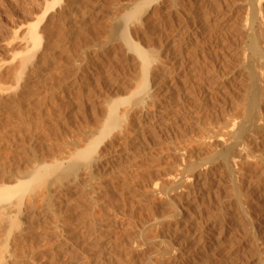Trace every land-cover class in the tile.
Returning <instances> with one entry per match:
<instances>
[{
    "label": "bare ground",
    "instance_id": "1",
    "mask_svg": "<svg viewBox=\"0 0 264 264\" xmlns=\"http://www.w3.org/2000/svg\"><path fill=\"white\" fill-rule=\"evenodd\" d=\"M217 1L135 0L121 3V5H117L118 1L117 4L114 2L117 5L114 9L120 12L118 14L115 12V16L111 17L104 40L100 42L101 37H98L100 39L98 40L92 30L97 40L94 41L92 38L93 42L86 41V44L90 42L88 45L78 44L79 39H85L86 28L84 31V25L80 27L76 21L73 22V17L80 12L83 13L81 16L85 15L86 8L91 1L48 0L42 7L43 9L41 8L42 11L38 12L39 14L30 15L29 18L34 21L29 23L27 21L25 24L23 33L25 35L21 38L23 39L22 49L11 54L13 60L17 58V61L14 60L16 66L11 65L12 59L7 63L9 64L7 73L14 80L12 81L14 85L11 89L9 88L12 91L10 94L8 92L9 97H6L8 100H3L5 105L19 106L22 100L37 94V86L43 81V99L41 101L37 97L39 99L36 100V106L42 108L43 105L44 108L43 100L55 97V95L49 96L47 92L62 88L61 80L64 81L69 75L73 77L70 86L82 93L84 91L83 82L89 87L88 84L93 80L92 63L97 67L101 64L104 66L105 63H111L121 57H124L126 63H135L138 67L136 80L134 79L137 83L134 90L127 96H111L107 99L108 94L105 97L103 100L105 112L100 125L81 126L74 134L73 130L68 137H66L67 132H64L60 141L58 140L60 142L58 145L51 143L52 140L48 139L50 143H43L47 145L46 150L43 149V145L41 147L38 145L39 149L32 145L31 153L28 154L30 159L25 162L27 168L25 167L23 171L18 165L13 164L15 166L13 170L12 167H8L9 162L7 166L4 165L5 162L0 163V236L5 238L2 239L3 246L2 249L0 248V264L21 262L20 257L22 256L18 253L25 251L22 246L23 244L26 246L28 243V241L25 243L26 239L31 236L30 232L35 230L39 221H43V227L46 225L44 228L47 230L43 231L44 233L41 231L44 241L45 239L48 241V236L51 234H58L62 237L73 221L76 224L74 227L81 226L85 229L86 236L103 238L109 234L107 229L114 228L111 225L112 219L109 228L106 229L107 225L102 227L104 220L110 217V210L117 212L123 210L128 204L131 206L133 201L139 202L142 187L147 186H150L151 192L147 193L150 194V198L161 193L165 196L161 195L164 203L168 207H175L174 213L169 215L172 219L169 218V223H174L175 231L186 230L190 236L188 240L197 238L195 232L199 227L201 228L199 224L207 215L204 213V209L205 212L208 210L206 204L213 202V199L219 195L222 177L224 181L232 185L235 192V197L232 200L229 199L228 202V205L235 210V215L232 214L233 219L237 218L239 223H244L249 219L248 209L241 198L242 190L236 183L241 177L242 183L249 186L248 181L246 182L242 177L244 172L252 167V173L254 172L258 185L264 184V0H241L238 9V0H234L231 4L229 2L227 5L218 4ZM240 10L243 14L241 19L235 15V12ZM166 26L171 28V33L165 36L167 38L164 42ZM87 30L90 31V29ZM52 64L54 68L50 70L48 66ZM81 97L78 96L79 99ZM65 99L63 102L66 104ZM66 101L69 102V100ZM69 103L75 105L73 104L75 101ZM222 105L235 110L234 112L237 111L238 114L226 115L225 120L224 118L220 120L218 113H221V108L226 107ZM43 130L46 131V129ZM161 143L167 145L166 151L171 154L168 156L171 158L169 159L172 161V167L164 171L166 173L165 182H156L158 179L155 181L151 179L152 171L155 173L156 167L160 168L165 156V154L163 156L165 150L155 149V146ZM5 177L12 179L13 183L5 181ZM263 188L264 186L261 190H264ZM253 190L255 194H260L256 189ZM219 206L222 208L221 205ZM221 211L222 209L219 213ZM152 220L149 224L158 223L157 220ZM203 220L202 222L206 218ZM209 227H211L209 230L214 233L215 225L212 224ZM217 235L213 239L211 236L205 237V233V236L200 234L197 240L195 239L197 244H201L196 248L205 253L210 263L264 264L263 249L259 250L261 249V247L258 248L260 241H257L256 236L251 235L250 241L246 240L248 242L232 241L229 247L224 248L226 245L223 247ZM113 236L117 235H110L111 239ZM120 236H122L121 233ZM93 238L91 243L94 242ZM104 238L107 239L106 236ZM111 239L109 248H106L107 252L110 250L112 252L117 247L125 248L123 241L120 242L121 238L119 241L118 237ZM162 240L159 241L162 242ZM129 242H126L127 245L133 246ZM57 244L60 250L64 248L62 242ZM106 244L104 245L107 246ZM36 247L34 246L33 250L31 244L30 248L35 251ZM104 249L103 251L106 250ZM32 250H30L31 254ZM25 255L24 253V258ZM31 257L32 255L30 259ZM34 257L33 260H35Z\"/></svg>",
    "mask_w": 264,
    "mask_h": 264
},
{
    "label": "rangeland",
    "instance_id": "2",
    "mask_svg": "<svg viewBox=\"0 0 264 264\" xmlns=\"http://www.w3.org/2000/svg\"><path fill=\"white\" fill-rule=\"evenodd\" d=\"M47 1L46 0H0V63H1L0 64V73H1L0 74V80H1L0 82L2 83V84L0 83V89H1V91H0V141H1L0 142V148H2V149H0L1 150L0 154L2 153L1 154L2 157L0 155V158L1 159L5 158L4 161H0V163L3 164V162H5L6 164H4V165L7 166L8 162H9V166L8 167H10V168L12 167V169L16 165H18L20 168L22 167V171H23V169L27 168V166H26L27 163H25V162H27L28 159H30V156L28 154L31 153V148L30 147H32V145L34 147L36 146V149L37 148L39 149V146L41 147V145H43V149L46 150L47 147H45V146H47V145H44V144L50 143L51 140H52L51 143L54 142L55 145L60 144L59 141H60L61 137L63 136L64 132H67L66 137H68L69 135L72 134L73 130H74V132H73V134H74L77 131L76 129H78L81 126L82 127L83 126H89V127H91V126L93 127L94 126V127H96V125H100L101 124L100 122L102 121V119H101L102 115L105 112V102L103 101L105 99V97L108 94H109V96L106 97L107 99H109L111 96H113V97H116V96H119V95L120 96H127V95H129L132 92V90H134V88L136 87L135 84L137 83V82L134 81V79L136 80L137 73H138V67L136 66L135 63H130V62L126 63L124 61V57H121V58L116 59L115 61L113 60L111 63H105L104 66L101 64V65H98V67H97V66H95V64L92 63L91 67H92V69H94V73H92L91 75L93 77L92 78L93 80H92V82L90 84H88L89 87L86 85L85 82H83V84H84V91L83 92L84 93L83 92L82 93L77 92V90H76L77 88H74V87L70 86V83L73 81V79H72L73 77H72V75H69L66 78L67 80L65 79L66 82H64L65 80L64 81L61 80L62 88L60 87V89L57 90V91L53 90L52 91L53 93L51 91L47 92L49 94V96L55 95V97H52V98H49V99L47 98L46 100H47L48 103L45 102L46 100H43L44 101V108H43V105H42V108H40L39 106H36V104H37L36 100H38L40 98V100L42 101V99H43L42 98L43 97V81L40 83V85L37 86V89H38L37 90V94H36L37 96L36 95H30L31 97H29V99L27 98L26 100L24 99V101L22 100L23 103L21 101V104H19V106L11 105V104H10V106L5 105L6 103L3 100H5V101L8 100L7 98L9 97L10 91H12L10 89L14 85V82H12L14 80H12L11 76L7 73L8 69H9V64H7V63H9L11 61L10 59L13 58V56L11 57V54H15L16 53L15 51H21L19 49H22L21 46L23 45V39H21V38H23V36L25 35V34H23L25 32V27H26L25 24L27 23V21H28V23L34 21V19L29 18V17H31L33 15L35 16L38 12L40 13L42 11V9H43L42 7H44V5L46 4ZM89 1H91V2L88 5L89 7L87 6L88 10L86 8L87 13L85 12L84 13L85 15L81 16L82 12H80V13L75 14L74 17H73V22L76 21V24H80V27H81V25L82 26L84 25L83 26L84 28L82 27L83 30L86 28L85 37H84L85 39H79L77 41L79 45H88V44H90V42L92 41V38H94V41H95V39L97 40L98 37L99 38L101 37L100 38L101 40L98 38V40H100V42L102 40H104V38L106 36L105 32L107 31V29L109 27L108 24H110L111 17L115 16V12H116V14H118V12H120V11H117L118 9H114V6L116 8V6L117 5H121V3H127V2H131V1L133 2L135 0H125V1L124 0H117L118 2L116 0H114V1L113 0H89ZM220 1H222V0H220ZM220 1L218 0L217 3L218 4L219 3L223 4V5L224 4L227 5V4H229V2H230V4H231V2H234V0H225V1L223 0L224 2L223 1L220 2ZM238 1H237L238 2L237 4L239 6L237 5L238 6L237 9L240 7V4H241L240 3L241 0H238ZM114 2L115 3L117 2L119 4L116 3L117 4L116 5ZM93 4H94V7H93ZM39 9H41V10H39ZM235 15L236 16L238 15L237 17H239L240 19L243 17V14H242L241 10L235 12ZM21 23H23L24 26ZM87 29H90V31L87 30ZM15 30H16V34L13 35ZM92 30H94L93 33L97 36V38H95V36H93ZM88 31H89V33L91 32L92 35L87 33ZM166 31L167 32L164 34V37H163L164 38L163 39L164 42H165V39L167 38V37L165 38V36H167V35H169L171 33V28L169 29L168 26H166ZM96 32H97V34H96ZM98 33H99V36H98ZM86 35L89 36V37H87ZM88 38H90V39H88ZM19 41H21V42H19ZM86 41H90V42H87V44H86ZM166 41H168V39ZM82 43H84V44H82ZM155 44H157V43L155 42ZM155 44H154V46H156ZM17 48H18V50H17ZM12 49L14 50V52H12L13 51ZM14 58H15V56H14ZM14 60L17 61V58H15ZM14 60L12 59L13 63L11 62L12 63L11 65L14 64V66H16V64H15L16 61H14ZM5 62H6V64H5ZM2 63H4V64H2ZM14 66H12V67H14ZM50 66H48V68L49 69L51 68L50 70H53L54 67L52 68V66H54V65L52 64ZM95 72H97V73H95ZM4 76H5V78H4ZM7 76L9 77V79L11 81L7 78ZM64 83L67 84V85H65ZM9 85H11V86H9ZM6 86H7V89L9 91L6 89ZM2 89H3V91H2ZM62 89H64V90H62ZM1 92H4L5 94L4 93L1 94ZM8 92H9V94H8ZM66 92H67V95H66ZM68 92H69V94H68ZM78 96H79V98L82 96L81 99H79ZM37 97H39V98H37ZM71 98H72V100H71ZM64 99H65L66 104L63 102ZM66 100H69V102L70 101H72V102L75 101V103H73L75 105H71ZM2 101H3V103H2ZM62 103L65 104V105H63ZM67 105H71V106L67 107ZM222 106L225 107L226 105H222ZM228 109L230 110V112H229ZM45 111L46 112L48 111L49 113H46ZM220 111H221V113H218L220 115V116L218 115V118H221L220 120H222L223 118H224L223 120H225V116L226 115L231 116L230 114H232V115H236L235 113L238 114L237 111L234 112L235 110H232V109L228 108L227 106L225 108H221ZM89 112H91V113H89ZM86 116H87V119H86ZM43 117H44V119H43ZM95 117H96V119H95ZM98 117H100V118H98ZM55 118L58 119V120H56ZM55 121L56 122L58 121V122L56 123ZM38 122H40V124ZM50 123H53L54 125L50 124ZM27 125L29 126V127H27L28 129L26 128ZM69 125L71 127H69ZM43 129H46V131L43 130ZM47 130H49V132ZM43 131H45V133L47 132L46 134H48V133H51V134L49 136H47ZM53 133L55 134V136H54ZM53 136L55 138H53ZM48 139H50V141H48ZM38 142H39V144H38ZM6 144H8V145H6ZM160 148H162V149H160ZM155 149L157 151H160V150L164 151L165 150L164 153H163V156L165 154V156H164L165 160L163 159L164 162L161 161V162H163V164L160 162V164H162V165H160L159 169H158L159 166L156 167V169L154 170L155 173L152 171V178L151 179L154 180V181L158 179L156 182H165L166 181V178L164 176L166 174L165 172L170 170V168L172 167V164H171L172 161H170L171 158L168 156V155H171V154L168 153V151H166L167 150V145H165L164 143L158 144L157 146H155ZM43 154L45 155L46 153L43 151ZM40 157H42V156H40ZM166 168H168V169H166ZM251 168H249V170H246L244 172L245 174L242 177V179H245L246 182L248 181L247 182V183H249L248 185L250 186V184H251V186L249 187V186L243 184L242 180H240L241 177L238 178L237 183H236V185L239 184L238 186L240 187L239 188L237 186V188L242 190L241 191V198H242V201L244 203V206L248 209V210L247 209L246 210L248 211V218L250 219L251 223L249 222L248 218H247L248 220L244 221V223H242V222L239 223L237 218H236V220L233 219V215L232 214L235 215V210H234L233 207L228 205V202L235 197V192L233 191L232 185L229 182L224 181V177H222L223 180H222V182H220V185H219V187H221V189H220L221 192L220 191L218 192L219 195L217 196V198L213 199V202L211 201L210 204H206L208 210H206V212H205V209H204V213H207V215L204 214V216L206 215L207 217L206 216L203 217L202 220L203 219L205 220V218H206L207 221L203 220L205 222L204 223L201 220V224H199V226H201V228L198 226L199 228L195 232L196 235H197V238L199 237L200 234L205 236V233H206L205 237L211 236V238L214 239V238H216L215 235H217V233L220 232V233H218L219 236L217 235V237L220 238V240L222 241L223 247L226 245L224 248H227V247L230 246L232 241L240 240V241L248 242V241H250L249 239H251V237H252L251 235H253V237L254 236L257 237V241L258 242L260 241L258 243V248L261 247V249L259 248V250L261 251L263 249L262 253L264 254V194H263L264 190H261L262 186H264V184H262L261 186L258 185L257 180H255L257 178L255 177L254 172L252 173V169ZM157 170H159V171H157ZM158 172H160V173H158ZM159 175H160V177H159ZM4 179H6L5 181L8 180V182L12 181V179H8L6 177ZM159 180H161V181H159ZM238 181H240V182L238 183ZM151 182H153V181H151ZM12 183H13V181H12ZM240 183H241V186H240ZM142 188H143L142 191H141L142 194L138 198L139 202L138 201H133L132 205H131L132 207L128 204V206L124 207V209H123L124 211L123 210H119V211L116 212V211L110 210V212H109V214H110L109 216L110 217L108 216L109 219L107 218V219L104 220L105 222L103 223V226H102L104 228V226L107 225L106 229L109 228L111 225L114 226V228L110 227L109 230L107 229V232L111 236L112 235H117V236H113L112 239L113 238L117 239V237H118V241H119V238H121L120 242L123 241V243L125 244V248H127L126 250H125L124 247H121V248L117 247L116 249H113L112 252H111V250L109 252H107L106 248H109V245H110L109 243H110V239H111L109 234L105 235L107 237V239L104 238L105 236L104 237L102 236L103 238H101V239H100V237H99V239L94 237V238H96L95 239L96 241H95L92 235L86 236V232H84L85 231L84 228H82L81 226H79L78 228H77V226L74 227V224H75L74 221L72 223H70L71 225L68 227L71 230L67 229L66 233L63 234V235H65L64 237H63V235H62V237L61 236L59 237L58 234H57L58 236L56 234H51V236L49 235L48 236L49 240L47 241L45 239V241H47L49 243L48 244L47 242L44 241V238H42V236H44V235H41V234L44 233L43 231L47 230V229L44 228V227H46V225H44V227H43V223H42L43 221L42 222L39 221V223H37L38 225L35 227V230H37L38 232L35 231V230L31 231L30 232V234L32 233L31 236L29 234V236H30V237H28L29 239L27 238L26 241H25V243L27 241H28V243L29 242L30 243L29 244L26 243V246H24V244H23V246H22L23 249H25L26 252L22 249L23 251L22 252L20 251V253H18L19 256H22V257H20V258H22V260H21V262L19 264H26V263H28V264H61V263L62 264H80V263L81 264H103V263L104 264H128V262H129V264H135V263L136 264H139V263L140 264H142V263L143 264H148V262H149V264H150V262H151V264H155V263L156 264H208V263H210V260H208V258L206 257L205 253H203L202 250H200L199 248H196V247H198V245H201L200 243L197 244V241H196L197 238H194L192 240H190V239L188 240V237H190V236H188L189 233H187L186 230L175 231L174 227H173L174 223L173 222H170L171 224L169 223V221L172 220L169 217V215L174 213L175 207L174 208H172L170 206L168 207V205L166 203H164V198H162V196L163 197H165V196L163 194H161V193H157V194L154 193L155 195H154V197H152L153 199L150 198L149 197L150 194H147V193L151 192L150 186L142 187ZM253 189H256L257 191H259L260 194H257V193L255 194ZM143 191H144V193H143ZM261 191H263V193ZM233 193H234V195H233ZM146 196H147V199H145ZM243 197H245V198H243ZM214 202L215 203L216 202H218V203L220 202L221 204L220 203L219 204L216 203L217 204L216 205L217 207H216ZM165 205H167V206H165ZM219 205H221L222 208H220ZM151 208L153 209V211H152ZM221 209H222V211H221V213H219ZM127 214L129 216V218H128V216L126 217ZM153 215H154V217H153ZM255 215H256V217H255ZM216 217L219 218V220ZM169 218H170V220H169ZM111 219L113 220V222H112ZM150 219L151 220L153 219L152 221H156L157 220L159 224L156 223V222L155 223L153 222L154 224L153 223L149 224L151 222ZM106 220L108 221V223H107ZM159 221H161V222L163 221V222L161 223ZM111 222H112V224H111ZM116 222H118V224H116ZM105 223H107V224H105ZM113 223H114V225H113ZM212 224L215 225V229H216V230H214L215 231L214 233L211 232L212 230H209L211 228L209 226L212 225ZM236 224H239V225H236ZM250 224H251V226H250ZM156 225H158V226L156 227ZM240 226H241V228H239ZM152 227L155 230H153ZM205 227L208 228V230ZM249 227H250V229H249ZM121 228H122V230H121ZM148 229L149 230L151 229L150 233H149ZM241 229H244V230H241ZM115 230H117V231L115 232ZM113 231H114V233H113ZM167 231H169V233ZM261 231H262V233H261ZM176 232H178V233H176ZM203 232H204V234H203ZM243 232H245L246 234L245 233L243 234ZM120 233H121L122 236H120ZM123 233H124L125 236L123 235ZM209 233H211V234H209ZM150 235H152V236H150ZM39 236H40V238H39ZM161 236H163V238ZM130 237H132V238H130ZM144 237H145V239H144ZM92 238H93V241L95 243L93 241H92L93 243L90 242L92 240ZM154 238H156V239L154 240ZM0 239H1L0 240L1 241L0 248H1L3 246V244H2L3 237L0 236ZM162 239H166V240H162ZM57 240H59V241H57ZM132 240H134V241H132ZM159 240L160 241L162 240V242L165 241L167 243H165V242L162 243ZM246 240H248V241H246ZM42 241H43V243H42ZM58 242H62L63 243V247H64L63 249L60 250V247L57 244ZM126 242L127 243L128 242L131 243L135 248L133 246H131L130 244L127 245ZM103 243L104 244L107 243L108 245L106 244L107 246H105ZM31 244H32V249H33L34 246L36 247L37 245L38 246L36 247V249L37 248L38 249L37 250L35 249V251H33L34 249L32 250L30 248ZM65 244H66V246H65ZM92 244H94V245H92ZM97 244H98V247H97ZM259 244H261V245L259 246ZM95 245H96V247H95ZM99 245L100 246L104 245L103 247L106 250L103 247H100ZM126 245L128 247H126ZM91 246H92V248H91ZM157 246H158V248H157ZM40 247H41V249H40ZM192 247L193 248L195 247L196 249L194 250ZM26 248H27V250H26ZM97 248L99 249V251H101V250L103 251V249L105 251H103V252L101 251V253H100ZM129 248H131V249H129ZM132 248H134V249H132ZM64 249H66L67 251L64 250ZM128 249H129V251H127ZM175 249H176V251H175ZM30 250L33 251L32 254L30 253L31 252ZM81 250H82V252H81ZM149 251H151V252H149ZM187 251H188V253H187ZM23 252L26 254L25 258L23 257L24 256ZM34 252L35 253L37 252V253L35 254ZM58 252H60V253H58ZM104 252H105V254H104ZM115 252H117V253L119 252V253L117 254ZM153 252H154L155 255L153 254ZM102 253L104 255H106V257L104 255H102ZM106 253H109V254H106ZM79 254H80V256H79ZM99 254H101V256H99ZM127 254H129V256ZM146 254H147V256H145ZM157 254H159V256ZM31 255H32V257L30 259ZM35 255H36V257H34ZM44 255H45V257H44ZM117 255H119V256H117ZM160 255L161 256L164 255V257H161ZM193 255H195V256L192 257ZM27 256L29 257V260H27L28 259ZM33 257L35 258V260H36V258H39V259H37L35 261V260H33ZM87 257H88V259H87ZM147 258H148V260H147ZM175 258H176V260H175ZM81 259H82V261H80ZM157 259L159 261H157ZM199 259H202V260H199ZM263 259H264V255H263ZM54 260H55L56 263L54 262ZM78 260H79V262H78ZM161 260H163V261H161ZM51 261H52V263H51ZM126 261H128V262H126ZM133 261L135 263H133ZM167 261H168V263H167ZM68 262H72V263H68ZM210 264H212V263H210Z\"/></svg>",
    "mask_w": 264,
    "mask_h": 264
}]
</instances>
